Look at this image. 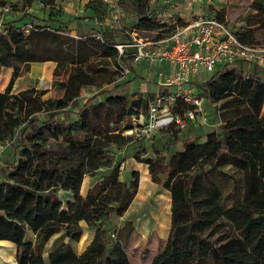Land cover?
<instances>
[{
    "label": "trees",
    "instance_id": "1",
    "mask_svg": "<svg viewBox=\"0 0 264 264\" xmlns=\"http://www.w3.org/2000/svg\"><path fill=\"white\" fill-rule=\"evenodd\" d=\"M123 2L136 10L134 27L155 31L153 39L177 27L154 18L150 0H118ZM6 4L0 0V15ZM252 7L256 14L235 32L243 42L264 45V4L256 0ZM86 10L74 18L77 26L92 22L98 26L96 33L72 35L57 18L42 24L30 15L26 28L18 25L20 19L0 17V76L13 69L0 90V141L20 129L0 180V240L15 243L18 264H132L125 250L135 232L132 222L114 238L108 221L128 210L140 174L133 169L130 178L121 179L116 165L101 176L98 172L110 167L109 145L132 142L134 136L124 132L132 127L133 115L147 112L152 96L118 93L122 83H117L77 108L84 87L114 83L119 72L115 67L128 65L115 46L125 42L103 23L108 12L103 0H88ZM46 61L56 63L54 75L61 78L53 85L57 93L63 92L61 97L44 98L46 91L33 86L12 92L24 67ZM200 88L219 103V129L207 132L203 141L186 136L183 148L166 162L155 155L141 158V150L135 154L148 165L153 181L171 195L170 232L151 264H264V81L224 65ZM180 131L176 128L174 136ZM71 155L76 157L66 165ZM86 175L94 179L84 191ZM60 190L77 197L64 200ZM231 203H253L258 209L236 229L224 215ZM85 229L95 235L78 253L64 239L78 241ZM57 234L61 238L45 255L46 242Z\"/></svg>",
    "mask_w": 264,
    "mask_h": 264
},
{
    "label": "rangeland",
    "instance_id": "2",
    "mask_svg": "<svg viewBox=\"0 0 264 264\" xmlns=\"http://www.w3.org/2000/svg\"><path fill=\"white\" fill-rule=\"evenodd\" d=\"M116 1L117 0H108V6H114ZM255 1L256 0H150V9L154 18L168 25L175 24L177 27H180L193 23L201 17L221 16L232 29L239 32L248 25V20L253 18L254 14H256V11L252 7ZM258 1H262L264 4V0ZM6 2L7 4L2 8L0 17L4 19H20L18 25L26 28L31 25L30 15L34 16L36 21H40L42 24H45L46 21L51 18L63 20L65 22V30L72 35H76L77 32L81 31L85 34L96 33V27H98L92 22H86L84 26L79 28L74 19L86 13V3L88 0H54L53 4H49L47 0H6ZM137 18L134 6L123 2L119 4V8H112L107 14L103 15V23L105 26H108L109 30L119 41L123 40V42H128L132 36L143 38L144 40H152L156 32L135 28L134 26L137 22ZM54 24L57 25L56 22H54ZM256 35L260 40L261 30H257ZM128 52H130V50H128ZM125 60L132 68L131 71L129 73H124L121 68L117 66L115 68H117L119 72L116 75L117 79L114 83L104 84L101 88H97L93 85L84 87L81 90L79 99H77V108L94 94L103 89L113 88L117 83L122 84L116 89V92L127 94L128 96L136 95V88L143 82L147 83L149 87V91L145 92V96H153L158 91L168 92L173 90L171 86L158 84L157 76L152 73L148 65H146V68L138 70V65H135L129 57ZM141 64L142 63H140V66ZM242 66L245 70L248 66L250 67V65L246 63H243ZM54 68V61L32 63L24 67L22 75L15 82L16 89L18 90L16 93L33 86L46 91L43 96L44 98L61 97L63 92L60 91L57 93L53 85L55 79L61 78V76L55 77ZM230 68L241 71L242 73L244 72L236 67V65L230 66ZM211 75L210 73L203 74L202 78L195 79L192 84L197 86L201 84L202 81L208 80ZM8 76H10V70H4L2 76L3 83H9L10 77L8 78ZM134 76H136L134 80L137 79L135 82L134 80L126 82ZM151 84L157 85L160 90L151 92ZM210 108L211 105H209V109ZM213 119L216 120L214 114ZM205 126L202 128H207ZM217 129L219 128L217 127ZM174 131L175 130L168 131L166 129H160L150 139L137 137V135H135L132 142L127 145H109L108 156L110 167L101 168L98 172V176H101L103 173L113 170L114 165H116V171L121 179L130 178L133 169H137L140 174V181L142 182L140 194L134 198V201L126 212H120L108 221L110 232L114 234V238L117 237L118 232L123 235L126 231L127 223L129 221L132 222L135 233L125 246V250L132 264H144L146 260H150L152 256L159 253L167 241L171 227L170 193L153 181L148 166L141 163L135 154L137 151L141 150V158L155 155L161 160L164 159L166 162L167 157H165V159L161 157V154L165 153V151H171V147L174 149L176 144L173 139ZM19 132L20 129L17 130L15 135L8 139L10 144L4 153L3 164L7 155L13 151V148L17 144ZM184 135H186V133L182 134V136ZM75 157L76 155H71L65 160V164L68 165L70 160ZM2 165H0L1 179L4 177ZM84 179L83 190L85 191L87 186L89 188L94 178L86 175ZM59 194L64 200H73L77 197L74 193L62 190L59 191ZM79 194L85 196L82 192ZM225 199H227L226 193L224 200ZM257 209L258 206L253 203H231L226 206L224 215L226 219L231 221L236 229H240L244 226L249 216ZM82 225L85 228L84 222ZM89 234V232H86V236ZM68 239L72 244L76 245L77 249L81 250L85 245V231L82 240L77 241L75 238ZM55 240L56 237L52 238L44 247V251H47ZM0 253L3 255V258H0V264H16L14 258L15 249L13 247L2 248L0 249Z\"/></svg>",
    "mask_w": 264,
    "mask_h": 264
},
{
    "label": "built area",
    "instance_id": "3",
    "mask_svg": "<svg viewBox=\"0 0 264 264\" xmlns=\"http://www.w3.org/2000/svg\"><path fill=\"white\" fill-rule=\"evenodd\" d=\"M103 2L108 12L119 8L118 0L114 6H108V0ZM235 31L226 21L206 16L177 27L161 39L144 40L132 36L128 42L116 44L119 54H125L135 65L147 64L157 76L158 84L173 87L168 92H156L147 112L132 116L133 125L124 133L150 139L158 130L170 127L185 130L198 124L209 125L212 130L219 128L223 123L219 103L210 101L200 84L195 86L192 82L224 65L246 63L264 67V45L243 42ZM167 65L171 69L169 73L165 72ZM120 66L124 73L132 69L127 64ZM9 144L8 139L0 141V165Z\"/></svg>",
    "mask_w": 264,
    "mask_h": 264
},
{
    "label": "crops",
    "instance_id": "4",
    "mask_svg": "<svg viewBox=\"0 0 264 264\" xmlns=\"http://www.w3.org/2000/svg\"><path fill=\"white\" fill-rule=\"evenodd\" d=\"M146 65L147 64H141V66H140V64H138V66L137 67H139L138 68V70L139 69H144V68H146ZM55 66H56V63H55ZM236 67H238V68H240L242 71H244L243 72V74H251V75H256V76H258L259 78H261L263 81H264V67H259V66H248L247 67V69L245 70L244 68H243V66H242V64H237L236 65ZM55 69V68H54ZM5 70H10V76H8V78L10 77L11 78V75H12V68H7V69H5ZM170 67L167 65L166 67H165V72L167 73V72H170ZM7 73H9V72H7ZM3 74H4V71L2 72V74H1V76H0V81H1V83H0V90H4L5 89V87L7 86V82L5 83H3L2 82V76H3ZM6 77H7V75H6ZM137 80V79H136ZM136 80H134V82L136 81ZM145 87V88H144ZM151 92H156V91H158V90H160V88L157 86V85H154V84H151ZM16 91H18L17 89H16V86H15V84H14V86H13V89H12V92H16ZM146 91H149V87H148V85H147V83H145V82H143V83H140L139 84V86L136 88V90H135V92L137 93L136 95H144L145 96V92ZM203 126H205V125H198V124H192V125H190L186 130H181L179 133H178V135H177V137H175L174 136V133H173V139L175 140V142H176V144H175V147H174V149H172V147H171V151H165V153H163V154H161V157H163V158H165V157H167V160H168V158H169V155L171 154V153H173L174 151H178V150H181L182 148H183V140H184V138L186 137V136H191V137H193L194 139H196V140H198V141H203L204 139H205V135H206V133L207 132H209V131H212V128L208 125V126H205V127H207V128H202ZM176 129V127H172V128H168V129H166V130H175ZM175 132V131H174ZM184 133H186V135H184V136H182V134H184ZM177 138V139H176ZM163 146V145H162ZM165 148H167V147H165ZM169 152V153H168ZM160 156V155H159ZM166 159V158H165ZM158 160H161L160 158H158ZM163 162L165 161L164 159L162 160ZM141 163H143V162H141ZM145 164V163H144ZM146 166H148L147 164H145ZM3 167L5 166V161H4V164L2 165ZM149 168V167H148ZM135 170H137V169H135ZM138 171V170H137ZM127 179V178H126ZM0 180H1V178H0ZM92 182V181H91ZM141 187H142V182L140 181V184H139V190H138V193H137V195L138 194H140V190H141ZM88 190V189H87ZM166 190H168V189H166ZM169 191V190H168ZM169 193H170V191H169ZM136 195V196H137ZM170 198H171V195H170ZM134 201V200H133ZM88 230V229H87ZM86 229L84 230L85 231V245L83 246V248L81 249V250H79V249H77L76 248V245H74V244H72V242L68 239V237H66L65 239H64V241H66V242H69V243H71L72 244V246L74 247V249L78 252V253H81V252H83L84 251V249L86 248V246L91 242V240L93 239V237H94V235H95V231L94 230H88L87 231ZM86 232H89L90 234L88 235V236H86ZM135 233V232H134ZM133 233V234H134ZM132 234V235H133ZM83 236H84V232H83V235H82V237H81V239L80 240H82L83 239ZM54 237H56V240H55V242L52 244V246L47 250V251H44V254L46 255L47 253H48V251L53 247V245L61 238V234H57V235H55V236H53L52 238H54ZM132 237V236H131ZM51 238V239H52ZM51 239H49V241L51 240ZM49 241H47L46 242V244H48V242ZM79 241V240H78ZM46 244H45V246H46ZM166 244V243H165ZM165 246V245H164ZM14 248L15 249V253H14V258H15V261H16V264H18L17 263V260H16V253H17V248H16V245H15V243H13V242H11V241H8V240H0V249H2V248ZM156 255V254H155ZM154 255V256H155ZM154 256H152L151 258H150V260H146V262L144 263V264H151L152 263V260H153V258H154ZM0 258H3V255L0 253ZM1 261V260H0Z\"/></svg>",
    "mask_w": 264,
    "mask_h": 264
}]
</instances>
